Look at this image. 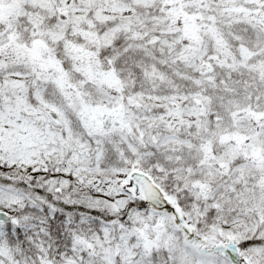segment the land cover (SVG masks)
I'll use <instances>...</instances> for the list:
<instances>
[{"label":"trees","instance_id":"1","mask_svg":"<svg viewBox=\"0 0 264 264\" xmlns=\"http://www.w3.org/2000/svg\"><path fill=\"white\" fill-rule=\"evenodd\" d=\"M62 1L0 0V89L9 82L13 73H27V83L31 90L39 86L37 90L42 91L45 100L59 105L68 98L73 106H77L78 101L64 92L55 91L50 82L46 90L40 89L44 75L38 77L31 73L33 65L38 62L42 73L43 66L53 75L50 80L55 82L53 78L57 76L66 77L65 82L74 90H78L76 85L82 82L87 85L90 82L89 75L99 69L105 77H113L115 83L112 82L110 88L119 87L123 78L132 82L129 88L131 94L146 90L151 94L171 95L175 87L170 86V83H176L179 73H185L188 69L185 66L186 58L182 60L181 55L186 52V48L190 54L195 52L191 49L193 40L196 43L193 46L198 50L205 48V52H200L202 60L195 63L198 67L193 69L194 76L205 86L211 87L209 89L213 100L216 103L231 100L245 104L249 101L248 97H252L259 109L250 110L245 106L244 115L264 127V0H256L250 6L240 3L218 5L208 0H192L194 2L189 3L175 0L170 5H161L168 0H156L152 7L144 8L139 14L142 16L147 10L148 15L153 13L155 19L128 17L119 21L96 18L89 23L80 20L79 24L63 21V17L71 16L72 11L64 7ZM94 11L95 6L87 5L81 6L78 12L80 15L86 12L85 15L92 16ZM171 13L177 18L161 20ZM120 22L131 24L129 30L110 43H102L101 35L103 37V33ZM60 25L62 34L57 36ZM159 77L164 79L160 80ZM178 85L182 89L183 81H178ZM126 91H123L124 95ZM158 109L165 110L160 107ZM233 112L229 111V115ZM76 113H79L78 110ZM66 114L71 126L80 131L76 116L70 112ZM210 120L222 122L224 117L212 114ZM139 126L143 129L142 134L149 131V135L143 134L139 140L141 146L149 150L148 153L143 151L140 168L152 177L168 199L182 208L186 217L193 210V202L199 203L194 208L197 218L194 230L197 235H204L206 228L214 222L212 212L219 210V214H224L226 205L203 210L199 196L218 193L231 195L232 184L228 179L231 162L224 161L215 165L216 178L210 182L193 181L196 185L187 182L192 177L189 176L192 171L211 164L212 157L217 153L219 136L208 142L200 140L192 131L181 129L179 139L192 142V148L187 149L185 146L174 145L171 139L176 135L166 137L170 131L158 120L143 121ZM252 129L256 128L252 125ZM127 137L129 141H134L131 134ZM88 140L92 143L90 138ZM120 140V136L111 135L99 141L98 147L102 148V152L98 167H113L114 172L108 174L110 176H115V170L122 166L116 162L117 151L121 147L126 149V140H121V144ZM244 144L247 146L246 142ZM94 151L92 147L90 157L97 154ZM247 152H250L249 148ZM176 155L183 157L176 159ZM188 155L194 157V160ZM13 166L7 165L4 158L0 159V183L14 191L19 190L28 199L7 207L11 221L0 224V241L9 249L16 264H107L102 258L103 248L93 243L95 238L101 239L108 229L114 230L120 228V225L129 226L131 220L128 218L133 217L136 211H151L137 196H133L124 208L117 211L101 202L96 204L95 199H101L104 194L95 192L92 184L77 183L73 175H68L70 182L65 189L53 193L48 190V180L61 176L54 167L49 166L46 170L25 175L26 172L19 168L9 169ZM248 184L253 189L256 181L243 178L233 189L246 194L243 186ZM202 185L205 189L201 188ZM201 198L209 199L206 196ZM246 204H235L231 208L235 219L233 223L247 213ZM151 223L146 222L148 225ZM148 231L140 228V236H145ZM117 234L110 233V245L116 244ZM150 239L149 234L145 239L146 245L135 246L134 259L144 258L145 264H174V255L163 244L150 249ZM263 243L264 239L251 237L243 239L238 247L245 250ZM113 258L115 264H121L118 249L114 251ZM234 259V256L228 258L230 261Z\"/></svg>","mask_w":264,"mask_h":264},{"label":"rangeland","instance_id":"2","mask_svg":"<svg viewBox=\"0 0 264 264\" xmlns=\"http://www.w3.org/2000/svg\"><path fill=\"white\" fill-rule=\"evenodd\" d=\"M36 1L32 0V2ZM155 1L63 0V6L72 11V15H65L63 21H75L79 24L80 20H87L89 23L96 18L100 20L118 19L119 21L128 17L138 20L155 19L152 16L153 13L148 15L147 10L142 16L139 15L144 8L152 7ZM180 1H182L181 3L194 2L192 0ZM196 1L200 2L201 0ZM208 1L218 5L240 3L250 6L256 0ZM170 3H175V0H168L161 5H170ZM87 5L95 6L93 15L87 16L86 12L80 15L78 12L80 7ZM74 6L76 7L73 8ZM172 17L177 18L175 14L171 13L165 15L161 20L168 21ZM130 26L131 24L121 22L114 25L103 33V37L101 35L102 43H110L118 35L127 32ZM56 34L57 36L62 34L61 25ZM191 44V49L195 52L190 54L189 49L186 48V52L181 55L182 60L186 58L185 66L188 69L185 73H179L176 83H170L172 84L170 86L175 88L172 91L173 94L167 96L151 94L146 90L131 94L129 88L132 82L123 78L119 82V87L110 88L109 85L114 82L113 77H105V74L99 69L89 75L90 82L87 85L85 82H79L80 85H76V88L79 89L74 90L70 84L65 82L66 77L57 76L53 78L56 79L55 82L50 80L49 78H52L53 75L48 73L49 70L43 66L44 73H42L41 65L38 62L33 65L31 73L38 77L44 75L40 89L46 90L47 86L53 84L55 91L64 92L71 99L78 101L77 106H73L68 98H65L59 105L52 104L51 100H45L42 91L37 90L39 86H35L36 89L31 90L30 84L27 83L29 82L27 73H13L9 82L0 89V159L4 158L5 163L9 166L14 165L9 169L19 168L26 172L25 175H30L46 170L49 166L54 167V170H58L61 176H54L48 180L49 191L57 193L59 190L65 189L70 182L67 178L68 175H73L77 178V183L92 184L95 192L104 194L101 199H95L96 204L101 202L102 205L115 211L124 208L132 199L125 190L128 185V173L131 170L144 171L140 168L143 151L148 153L149 150L144 149L139 140L143 134L149 135V131L142 134L143 129L139 126L141 122L160 121L166 130L170 131V133L167 132L166 137L176 135L174 139H171L174 141V145L185 146L187 149L192 148V142L186 140V143L185 140L179 139L178 135L181 129L192 131L199 136L200 140H208V142L219 136L217 153L212 157L211 164L192 171L189 175L192 177L187 182L191 184L198 180L210 182L216 178L215 165H220L224 161L231 162V171H228V179L233 190L231 195L218 193L200 194L201 196H199L203 210L211 206L218 208L220 204L226 205V213L219 214V210H214L212 212L214 222L206 228L204 235H198V237L204 236L208 239L206 252L199 251L201 243L192 245L186 243L180 227L176 225L172 216L152 210L147 212L141 210L136 211L133 217L128 218L131 220L129 226L120 225V228L108 229L101 239L95 238L93 243L103 248L102 258L107 264H115L113 257L116 249L119 251L121 264H126L127 261H131L129 264H145L144 258L136 257L134 259L135 246L146 245L145 239L149 234L151 235L150 249L163 244L174 255V264H264V243L245 250L238 247V243L243 239L251 237L264 239V127L255 119L246 118L244 115L245 106L251 108L250 110L259 108L256 100L252 97H248L249 101L245 104L231 100L216 103L210 94L209 88L211 87L205 86L199 78L194 76L193 69L196 70L198 67L195 63L202 60L200 52H205V48L202 47L201 50H198L193 46L196 44L193 40ZM181 68L183 67L181 66ZM66 72L64 70L63 73L66 74ZM114 76L117 75L114 73ZM159 78L160 80L164 79V77ZM178 81H183L182 89H180ZM49 82L50 84H48ZM123 91L127 93L124 95ZM214 104L219 111L215 109ZM159 107L165 108V110L160 111ZM46 109L52 110L56 114L57 123L51 121L45 113ZM76 110L79 113H76ZM231 110L234 112L229 115ZM67 112L76 116L77 123L81 127L80 131L71 126ZM106 114L111 117L108 129L102 126V118ZM212 114L224 117V121L210 120ZM193 125L194 127L189 129ZM252 125L256 128L255 130L252 129ZM129 134L134 138L133 142L128 140ZM111 135L120 136L122 141L126 140V149L123 147L117 149L116 162H120L122 166L115 170V176L108 175L114 172L113 167L105 169L98 167L102 152V148L98 147L99 141L101 138ZM88 138L93 144L89 142ZM244 142L247 143V146L243 145ZM92 147L95 149L93 153L97 154L90 157ZM248 148L250 152H247ZM175 157L178 159L183 156L176 155ZM187 157L194 160V157L189 155ZM82 176L86 179L84 180ZM243 178L256 181L253 189L250 184L243 186L246 194L240 191L235 192L233 189V186ZM201 188L205 189V186L202 185ZM204 196L209 199L203 200L201 197ZM26 199H28L27 196L19 190L14 191L8 185L0 183V210L10 214L7 210L8 206L13 203H21ZM169 201L171 202V200ZM245 202L248 203L245 205L247 213L242 215L236 223H233L235 220L232 214L234 205L244 206ZM198 204V202H193V210L190 216L186 217V224L194 229L197 221L194 208ZM147 221L152 223L148 225ZM140 228L150 231L145 236H140ZM111 232L118 233L115 245L109 243ZM222 243H228L231 246L234 260L230 261L222 253L212 251L215 245ZM145 254H147L146 251ZM0 264H16L9 249L1 241Z\"/></svg>","mask_w":264,"mask_h":264},{"label":"water","instance_id":"3","mask_svg":"<svg viewBox=\"0 0 264 264\" xmlns=\"http://www.w3.org/2000/svg\"><path fill=\"white\" fill-rule=\"evenodd\" d=\"M47 115L52 121L57 122L56 115L51 110H46ZM111 124V118L109 115L103 117V127L109 128ZM128 186L126 190L132 195H138L144 204H147L151 209L161 211L173 215L175 221L181 225V229L185 235L186 242L193 244L195 241L203 242L200 247V251H204L207 245L206 238L197 239L195 237L194 230L185 224V217L182 209L174 203L167 201L159 189V187L153 182L151 177L143 171L133 170L128 174ZM11 220L10 216L0 211V223H7ZM214 251L222 252L228 257H231L233 252L228 243L216 245L213 248Z\"/></svg>","mask_w":264,"mask_h":264}]
</instances>
